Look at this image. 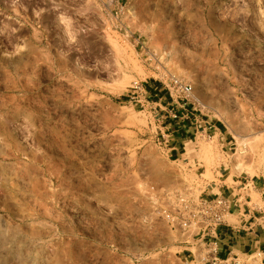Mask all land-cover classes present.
Returning <instances> with one entry per match:
<instances>
[{"label":"rangeland","instance_id":"obj_1","mask_svg":"<svg viewBox=\"0 0 264 264\" xmlns=\"http://www.w3.org/2000/svg\"><path fill=\"white\" fill-rule=\"evenodd\" d=\"M228 176L264 185V0H0V264H264L186 250Z\"/></svg>","mask_w":264,"mask_h":264},{"label":"crops","instance_id":"obj_2","mask_svg":"<svg viewBox=\"0 0 264 264\" xmlns=\"http://www.w3.org/2000/svg\"><path fill=\"white\" fill-rule=\"evenodd\" d=\"M148 91L161 102L169 101L172 98L159 82L149 85ZM168 101L166 105H168ZM188 129H191V126L172 127L171 136H168L170 138L168 150L172 154L179 155V150L184 149V144L188 141ZM215 129H218L215 125L204 123V132ZM218 181L219 183H214L210 189L207 188L206 198L223 195L230 197L233 201V211L229 215L231 221L227 220V223L217 230L218 258H225L233 253V250L243 251L248 247L250 250L260 249L261 246H264V185L254 181L244 183L234 177L229 180V176L225 179H218ZM203 241L201 238H189L186 250L190 255H193L192 249H196L198 254L203 256V261L206 262L207 251L212 245Z\"/></svg>","mask_w":264,"mask_h":264},{"label":"built area","instance_id":"obj_3","mask_svg":"<svg viewBox=\"0 0 264 264\" xmlns=\"http://www.w3.org/2000/svg\"><path fill=\"white\" fill-rule=\"evenodd\" d=\"M172 89L177 94L189 95L191 86L173 77L170 80ZM176 117V115H173ZM189 214L182 221V227L193 228L203 242L212 245L207 251V261L216 263L221 261L217 256V230L227 223L226 216L233 211V201L230 197L215 195L212 198H199L194 205H189Z\"/></svg>","mask_w":264,"mask_h":264},{"label":"bare ground","instance_id":"obj_4","mask_svg":"<svg viewBox=\"0 0 264 264\" xmlns=\"http://www.w3.org/2000/svg\"><path fill=\"white\" fill-rule=\"evenodd\" d=\"M234 167H235L236 169H239V170H240V168H241L240 164H235Z\"/></svg>","mask_w":264,"mask_h":264}]
</instances>
